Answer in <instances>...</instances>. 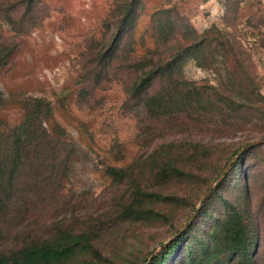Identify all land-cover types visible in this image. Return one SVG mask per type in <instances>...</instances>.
<instances>
[{"label":"rangeland","instance_id":"374dc122","mask_svg":"<svg viewBox=\"0 0 264 264\" xmlns=\"http://www.w3.org/2000/svg\"><path fill=\"white\" fill-rule=\"evenodd\" d=\"M124 1L0 0V201L5 204L0 214V253L71 234L88 237L91 246L67 264H148L199 217L207 196L218 187L213 188L219 178L212 182L215 167L244 140L241 135L221 139L217 132L202 133L194 125L187 130L167 120L151 122L128 96L134 77L126 66L131 58L154 50V14L169 9L199 33L214 25L233 33L255 65L264 94V0H139L120 51L102 63L101 56L113 41V30L108 32L106 23ZM226 70L221 63L203 69L188 60L182 74L188 80L217 84ZM30 98L51 104L49 128L64 129L73 151L63 150L57 158L49 152L15 158L9 136L23 123L24 103ZM256 125V130L264 131V122ZM209 134L222 146L201 173L199 184L172 177L159 185L141 160L164 144L190 138L206 141L212 139ZM255 135L260 136L251 134ZM257 151L261 154L248 156L237 170L234 178L240 182L226 181L221 197L211 205L220 203L218 214L224 200L248 204L264 238V177L255 176L254 166L264 156V147ZM110 167L143 173L142 188L155 199L142 207L148 219L138 221L128 214L132 185L114 180ZM260 168L264 171V164ZM215 217L212 223L206 216L200 219L189 234L192 239L173 249L165 264H183L189 255L203 262L208 255L204 246L215 244L209 232Z\"/></svg>","mask_w":264,"mask_h":264},{"label":"trees","instance_id":"16d2710c","mask_svg":"<svg viewBox=\"0 0 264 264\" xmlns=\"http://www.w3.org/2000/svg\"><path fill=\"white\" fill-rule=\"evenodd\" d=\"M139 4V0H126L116 7L112 18L106 23L108 32L113 30V41L109 51H105L101 56L102 63L113 60L120 51ZM152 38L155 42L154 50L131 58L126 66L134 77L127 90L128 96L140 104L143 115L153 123L167 120L169 125L187 127V130L193 129L190 125H194V128L202 130V133L206 130L210 133L217 132L221 139L228 136L238 138L241 135L244 140L237 149L230 152L229 158L222 165L217 169L215 167L212 182L229 166L218 187L207 196L199 217L171 246L164 248L148 264H165L173 249L192 239L194 235L190 236V232L204 216L208 223H212L211 220L216 218L215 216L218 217L215 224L210 226L212 230H209L217 248H214V245L204 246L208 255L203 262L189 255L183 264H264V238L258 233L260 225H257L251 216V206L236 205L224 200L218 215L216 204L220 203L211 205L215 197H218V200L221 197L220 191L226 181L240 182L234 178L237 170L243 168L248 156L255 158V154H261L257 150L264 147V144L256 145L238 154L240 149L256 138L264 139V131H258L253 126H257L258 121L264 122V94L253 71L255 65L247 59L242 45L233 33L221 30L215 25L199 33L186 19L175 17L169 9L154 14ZM188 60L195 61L197 67L203 69L221 63L227 66V74L219 75L217 84L188 80L182 74L183 65ZM229 62L233 63L232 68L228 67ZM158 84L160 86L156 89ZM24 113L23 123L11 129L9 136L15 158H21L23 153L28 156L31 154L29 152H34L37 157L38 154L49 152L57 158L63 150H74L73 143L64 129L59 125H55L53 129L49 128L48 121L53 110L46 99H26ZM190 132L193 135V131ZM251 134L260 136L252 137ZM209 136L212 139L208 138L206 141L190 138L177 144H164L141 160L149 165V171L159 185L170 182L172 177L184 179L194 185L199 184L200 181L196 182L201 173L222 146L213 135ZM236 154L239 157L233 160ZM263 164L262 155L254 163L256 177H264V171L260 168ZM108 173L114 180H127L132 185L133 201L126 209L128 214L138 221L148 219V214H143V208L149 206L148 199H154V196L145 193L142 188L143 173L137 174L133 170L116 167H110ZM243 177L249 188L247 174L244 173ZM212 182L207 185V189ZM170 200H173V197ZM4 207V202L0 201V214L1 208ZM160 218L166 220L164 214ZM90 246L88 237L66 234L52 241L32 242L19 249L0 253V264H67L79 251Z\"/></svg>","mask_w":264,"mask_h":264},{"label":"water","instance_id":"95a60500","mask_svg":"<svg viewBox=\"0 0 264 264\" xmlns=\"http://www.w3.org/2000/svg\"><path fill=\"white\" fill-rule=\"evenodd\" d=\"M260 144H264V139H258V140H256V141H253V142H251L250 144L246 145V146L241 150L240 154L244 153V152H245L246 150H248L250 147H253V146H256V145H260ZM226 170H227V169H225L224 172L221 174V176L219 177L218 181L216 182V184H215V186H214L213 188H215V187H217V186L219 185V183H220L222 177L224 176ZM213 188H212V189H213ZM204 198H205V197H204ZM191 219H193V217H192Z\"/></svg>","mask_w":264,"mask_h":264}]
</instances>
